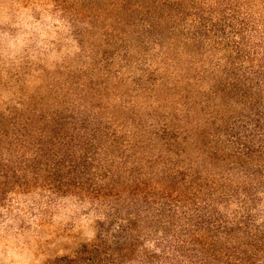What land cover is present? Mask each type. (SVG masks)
<instances>
[{
    "label": "rangeland",
    "instance_id": "1",
    "mask_svg": "<svg viewBox=\"0 0 264 264\" xmlns=\"http://www.w3.org/2000/svg\"><path fill=\"white\" fill-rule=\"evenodd\" d=\"M241 38H264V0H0V264H73L102 229L118 243V200L224 180L252 115ZM53 159L102 202L22 171Z\"/></svg>",
    "mask_w": 264,
    "mask_h": 264
},
{
    "label": "trees",
    "instance_id": "2",
    "mask_svg": "<svg viewBox=\"0 0 264 264\" xmlns=\"http://www.w3.org/2000/svg\"><path fill=\"white\" fill-rule=\"evenodd\" d=\"M233 56L236 88L249 100L252 115L234 131L232 156L218 158L226 164L227 177L186 199L163 193L158 198L141 194L142 200L125 205L118 200V243L111 239V230L102 229L98 242L84 247L71 263L87 257L89 264H106L113 241L118 244L112 250L118 252V264H264V38L259 43L236 39ZM57 160H51L55 165L50 167L39 163L35 170L25 163L22 171L28 170L55 192L77 189L102 202L99 189L90 193L79 181L86 164L67 166ZM11 178L9 184H16ZM19 182L32 184L29 179Z\"/></svg>",
    "mask_w": 264,
    "mask_h": 264
}]
</instances>
